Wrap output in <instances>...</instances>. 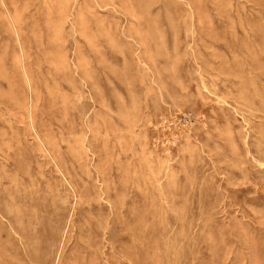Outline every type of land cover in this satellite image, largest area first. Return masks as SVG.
Here are the masks:
<instances>
[{
	"label": "rangeland",
	"instance_id": "rangeland-1",
	"mask_svg": "<svg viewBox=\"0 0 264 264\" xmlns=\"http://www.w3.org/2000/svg\"><path fill=\"white\" fill-rule=\"evenodd\" d=\"M10 1L0 264H264V0H134L131 44Z\"/></svg>",
	"mask_w": 264,
	"mask_h": 264
},
{
	"label": "bare ground",
	"instance_id": "bare-ground-1",
	"mask_svg": "<svg viewBox=\"0 0 264 264\" xmlns=\"http://www.w3.org/2000/svg\"><path fill=\"white\" fill-rule=\"evenodd\" d=\"M27 3L29 0H26ZM82 1V2H80ZM26 3V4H27ZM43 6L47 10V18H50V27L60 36L65 24L74 18L72 28L85 33L94 20L97 11L95 8L103 9L106 13H110V9L114 10L126 20L127 25L124 28V36L128 39V44L136 42V40H144L141 30L144 28L145 21L149 15V7L141 8L134 0H44ZM116 4H119L120 11L116 10ZM5 6L7 7L6 3ZM192 9V7H191ZM7 10L9 12V24L13 28H20L22 18L21 11L18 7L17 0H11ZM194 15V13H190ZM99 27L106 31L107 34L118 36L117 27L108 20H98Z\"/></svg>",
	"mask_w": 264,
	"mask_h": 264
}]
</instances>
